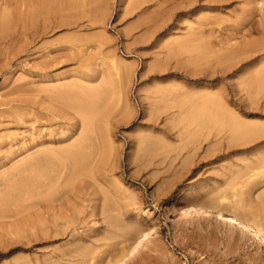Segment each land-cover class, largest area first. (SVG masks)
<instances>
[{
  "label": "rangeland",
  "instance_id": "rangeland-1",
  "mask_svg": "<svg viewBox=\"0 0 264 264\" xmlns=\"http://www.w3.org/2000/svg\"><path fill=\"white\" fill-rule=\"evenodd\" d=\"M0 14V264H264V0Z\"/></svg>",
  "mask_w": 264,
  "mask_h": 264
},
{
  "label": "bare ground",
  "instance_id": "bare-ground-1",
  "mask_svg": "<svg viewBox=\"0 0 264 264\" xmlns=\"http://www.w3.org/2000/svg\"><path fill=\"white\" fill-rule=\"evenodd\" d=\"M29 6V5H28ZM33 7V6H32ZM39 6H37V8H38ZM32 10H33V8H32ZM35 10H37V9H35ZM103 11V10H102ZM32 11H30V13H31ZM40 12V11H39ZM35 13H37V12H35ZM99 14H100V12H99ZM1 15V14H0ZM6 15V14H5ZM7 16V15H6ZM99 16V15H98ZM1 17H2V15H1ZM1 17H0V19H1ZM32 18V17H31ZM100 18H102V17H100ZM104 18V17H103ZM3 20V19H2ZM4 20H6L5 19V16H4ZM103 20V19H102ZM4 21H2V23H3ZM78 22V21H77ZM5 23V22H4ZM247 22L246 21H243V22H241V25L244 27V26H247V25H245ZM261 23V22H260ZM4 24H2L1 25V22H0V26H3ZM248 25H250V23L248 24ZM0 28H2V27H0ZM197 29H199V28H197ZM191 34V33H190ZM191 35H195V34H191ZM197 35H200V34H198L197 33ZM188 36H190V35H188ZM201 36V35H200ZM195 37V36H194ZM203 38V37H202ZM195 39V38H194ZM197 39V38H196ZM195 39V40H196ZM188 40H189V38H188ZM190 40H191V38H190ZM198 40H199V37H198ZM203 40V39H202ZM184 41V40H183ZM200 41V40H199ZM193 42H194V40H193ZM205 42H203V44H204ZM199 44H202V42H200ZM198 44V45H199ZM203 44L202 45H200V46H202L203 47ZM197 45V46H198ZM206 46L208 47V45H206L205 44V49H206ZM183 47V46H182ZM196 47V46H195ZM201 48V47H200ZM199 48V50H200V52H201V49ZM196 49H198V48H196ZM196 49H194L195 51H196ZM205 49H203V51L205 50ZM203 51H202V53H203ZM210 51V50H209ZM197 52V51H196ZM199 52V51H198ZM206 53V52H205ZM211 53V52H210ZM197 55H200V53L198 54V53H196ZM123 65H125V64H123ZM127 66V65H126ZM125 66V67H126ZM128 67V66H127ZM125 69H127V71H128V68H125ZM261 71V70H260ZM122 74H123V69H122ZM125 74V73H124ZM123 74V75H124ZM128 74V73H127ZM126 74V75H127ZM129 76V75H128ZM261 77V76H260ZM262 77H263V75H262ZM128 78V77H127ZM259 81H263V79L262 80H259ZM56 91V90H55ZM54 93V92H53ZM61 94V93H60ZM52 95H54V94H52ZM60 96H62V95H60ZM198 97V96H197ZM198 99V98H197ZM193 100V99H192ZM211 101H212V99H210ZM206 101V100H205ZM210 103V102H209ZM216 103V102H215ZM208 106H210V105H208ZM217 106V105H216ZM215 106V107H216ZM208 109H209V107H208ZM198 110V109H197ZM204 110V109H203ZM220 111V110H219ZM180 112V111H179ZM203 111L201 110V112L200 113H202ZM212 112V111H211ZM3 113V112H2ZM207 114V113H206ZM181 116V115H180ZM179 116V117H180ZM198 116V115H197ZM213 115H211L210 117H212ZM87 119V118H86ZM85 119V120H86ZM181 119V118H180ZM219 119V118H218ZM176 120V119H175ZM94 121V120H93ZM177 121H178V119H177ZM240 122V121H239ZM72 127V126H71ZM74 127V126H73ZM90 128H91V126H90ZM93 130V129H92ZM227 130H229L228 128H227ZM233 130V129H232ZM95 131V130H94ZM93 131V132H94ZM257 131V130H256ZM92 132V133H93ZM233 132H234V134L235 133H237V130H233ZM255 132V131H254ZM90 133V132H89ZM229 133V132H228ZM242 133V132H241ZM103 135V134H102ZM101 136V135H100ZM110 137V136H109ZM108 137V138H109ZM263 138H264V135H263ZM52 139V138H51ZM88 140V139H87ZM97 140V139H96ZM99 143H100V141H99ZM112 143V142H111ZM106 144V143H105ZM100 146V145H99ZM108 146H109V143H108ZM100 150V149H99ZM102 150V149H101ZM103 151V150H102ZM111 152V151H110ZM113 152V151H112ZM98 153V152H97ZM53 154V153H52ZM105 155V154H104ZM113 155V154H112ZM113 157V156H112ZM32 158H33V156H32ZM98 159V158H97ZM107 159V158H106ZM95 160V159H94ZM92 165V164H91ZM92 167V166H91ZM95 167H96V165H95ZM35 174V173H34ZM79 174V173H78ZM95 174H97L96 172H95ZM97 176H98V174H97ZM72 177V176H71ZM261 177H263V174L260 176V178ZM263 179V178H262ZM261 179V180H262ZM60 180H61V177H60V175H58V178H55V180L52 182L54 185L55 184H58L59 182H60ZM72 181V180H71ZM262 183H264V182H262ZM48 185H50V183L48 184ZM54 187V186H53ZM50 202H52V201H50ZM225 203V202H224ZM51 204H53V203H51ZM55 206L56 205H52V206H50V207H48V211H51V212H53V216L55 215ZM224 206V205H223ZM189 211H191V210H189ZM193 211V210H192ZM201 211V212H200ZM199 212H197V211H195L196 213H202V211L203 210H200ZM248 211V210H247ZM264 212V211H263ZM190 213V212H189ZM208 213V212H207ZM206 213V215H210L211 213H208L207 214ZM252 213V212H251ZM185 214V213H184ZM203 214V213H202ZM213 214V213H212ZM211 214V215H212ZM254 214V213H253ZM188 215H191V214H188ZM205 215V214H204ZM183 216V215H182ZM186 216V215H185ZM192 216H193V213H192ZM184 217V216H183ZM217 217L220 219V220H222V221H225V222H229V223H231L233 226H238L239 227V229H240V231L241 232H249V237L252 239V240H254V239H259L260 240V245L261 246H264V230L261 228V227H259L258 225H255V224H253L252 222H250V221H248L247 219H244V218H241V217H239V216H237V215H228L227 216V218L228 219H226V217H225V215H224V213L223 212H217ZM256 217V216H255ZM257 218V217H256ZM258 220V219H257ZM227 224V223H226ZM146 232V231H145ZM147 232H151V231H147ZM143 233H144V231H143ZM140 239H138L133 245H132V247L131 248H129V249H127L126 250V248L125 249H123L120 253H119V258H117L116 260H114V262L112 263V264H128V261L131 259V258H133L134 256H135V254L139 251V248L145 243V241L147 240V238H148V233H144V235H142L141 237H139ZM130 243V242H129ZM130 245V244H129ZM126 246V245H125ZM130 264V263H129Z\"/></svg>",
  "mask_w": 264,
  "mask_h": 264
}]
</instances>
